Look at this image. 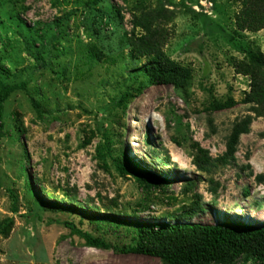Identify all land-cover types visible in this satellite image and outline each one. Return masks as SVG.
<instances>
[{
  "label": "rangeland",
  "instance_id": "374dc122",
  "mask_svg": "<svg viewBox=\"0 0 264 264\" xmlns=\"http://www.w3.org/2000/svg\"><path fill=\"white\" fill-rule=\"evenodd\" d=\"M86 2L0 0V80L26 85L3 105L0 264H163L128 252L141 225H264V184L255 179L264 175V118L243 104L250 79L236 72L247 50L264 55V29L239 31L234 0ZM159 4L170 18L163 52L181 69L179 87L150 82L151 58L132 52L144 34L136 8ZM213 98L236 105L210 112ZM248 115L236 160L198 170L196 145L220 158ZM106 139L112 158L137 176L110 157L102 162ZM188 211L191 219L180 220ZM67 223L107 248L88 246Z\"/></svg>",
  "mask_w": 264,
  "mask_h": 264
},
{
  "label": "trees",
  "instance_id": "16d2710c",
  "mask_svg": "<svg viewBox=\"0 0 264 264\" xmlns=\"http://www.w3.org/2000/svg\"><path fill=\"white\" fill-rule=\"evenodd\" d=\"M101 0H87L86 5H96ZM241 3V9L236 17V24L239 31L252 33L264 29V0H234ZM133 22L136 27L144 31L131 44L132 52L141 57L151 58L150 64L144 66V72L152 83L180 85L181 69L173 66L165 60L163 48L167 41V30L164 25L169 22L166 10L162 4L156 7L142 6L136 8ZM234 42V37H227ZM246 61L236 65V72L250 79V91L245 93L243 104L251 106V112L255 118H264V55L259 51L247 50ZM1 72H4L1 69ZM144 86V84H142ZM26 85L6 84L0 80V128L3 127V105L9 96L18 91L25 90ZM141 92V87L138 88ZM130 97L125 93L118 105L124 106ZM236 102L228 98L225 101H218L213 98L208 106V111L217 112L235 107ZM251 116H246L234 124L231 134L226 143V152L220 158L213 160L207 152L197 145L199 155L196 157V166L201 172L210 173L218 163L226 165L234 162L237 146L240 137L250 132L253 122ZM98 157L103 163L108 157L112 158L109 149V140L106 139L105 146L100 147ZM116 168L120 172L125 170L123 162L113 159ZM137 176V175H135ZM142 182L157 184V179L147 175H138ZM256 181L264 184V175L256 176ZM193 184H189L191 187ZM215 192V190H213ZM248 196V193H244ZM194 214L188 211L181 215L180 220H190ZM69 226L72 233L82 237L86 244L93 248L106 249L107 246L100 240L77 230L72 224ZM128 252L139 253L151 257H157L163 264H234L242 258H248L259 264H264V225L253 226L246 223L226 222L220 225H197L174 223H161L157 225L143 224L139 227L138 241L135 247L128 249Z\"/></svg>",
  "mask_w": 264,
  "mask_h": 264
}]
</instances>
